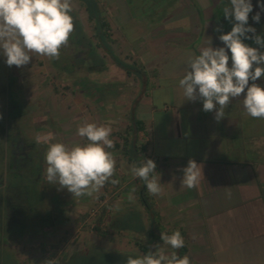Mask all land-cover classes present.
<instances>
[{"label":"crops","instance_id":"crops-1","mask_svg":"<svg viewBox=\"0 0 264 264\" xmlns=\"http://www.w3.org/2000/svg\"><path fill=\"white\" fill-rule=\"evenodd\" d=\"M95 1L107 29L98 31L85 4L72 0L74 31L60 51L68 58L69 50L84 51L85 58L73 64L68 59L72 69L46 58L49 70L61 71L63 88L69 89L56 112L61 136L56 141L86 143L76 127L95 122L110 124L111 139L120 144L110 150L116 159L112 179L119 183H106L89 198L96 202L104 192L113 200L105 199L101 211L112 203H139L140 179L132 176V163L121 152L124 140L134 142L143 151L141 161H155L163 184V195H149L156 219L141 207L143 236L151 244H163L161 232L179 230L191 264H264V119L245 114L242 94L217 122L213 112L203 111L202 101L185 100L178 86L190 55H198L210 39L212 47L224 46L217 31L222 0ZM103 33L102 43L98 34ZM113 72L122 73L121 89ZM97 75H104V93L94 84ZM256 83L264 87V77ZM131 110L139 127L134 125L135 132ZM189 159L201 165L204 175L193 189L181 186V169Z\"/></svg>","mask_w":264,"mask_h":264},{"label":"clouds","instance_id":"clouds-1","mask_svg":"<svg viewBox=\"0 0 264 264\" xmlns=\"http://www.w3.org/2000/svg\"><path fill=\"white\" fill-rule=\"evenodd\" d=\"M259 7L264 11V3H259ZM72 11V0H0V55L7 66L23 67L29 64L33 54L59 59L61 49L68 45L74 31ZM252 11L251 0H229L223 14L233 26L218 37L224 46L214 48L210 39L198 55L189 56L185 74L178 82L185 100L202 101L203 111L213 112L217 122L225 117L233 99L242 94L245 114L264 119V87L256 83L264 77V52L244 43L245 39H253L264 48V37L248 26ZM252 19L258 23L260 12ZM112 131L110 124L84 122L77 127V135L87 142L72 145L55 141L51 132L37 134L36 142L47 144L44 156L47 182L57 185L58 190L67 189L73 198L92 197L106 183L118 184L119 180L112 179L116 171V159L110 151L115 147ZM156 168L153 159L145 158L139 166L133 163L130 167L132 176L144 182L151 196L163 195ZM181 171V186L188 189L197 188L204 177L201 165L194 159H189ZM226 195L231 198L230 191ZM161 240L162 245H154L155 251L136 258L129 256L126 264H191L188 255L181 257L175 251L185 246L179 230L171 234L161 232ZM167 247L173 251L168 252ZM48 264L56 262L49 260Z\"/></svg>","mask_w":264,"mask_h":264},{"label":"flooded vegetation","instance_id":"flooded-vegetation-1","mask_svg":"<svg viewBox=\"0 0 264 264\" xmlns=\"http://www.w3.org/2000/svg\"><path fill=\"white\" fill-rule=\"evenodd\" d=\"M83 53L77 50L71 64L85 58ZM3 83H0V264H48L49 260L57 264L64 258L62 241L71 234V227L80 224V216L65 213L64 189L58 190L57 185L46 180L47 144L36 142V135L42 134L33 129L28 117L32 112L25 92L16 90L15 83ZM10 92H20L22 97ZM44 120L50 126L49 119ZM54 124L59 130L58 120Z\"/></svg>","mask_w":264,"mask_h":264},{"label":"rangeland","instance_id":"rangeland-1","mask_svg":"<svg viewBox=\"0 0 264 264\" xmlns=\"http://www.w3.org/2000/svg\"><path fill=\"white\" fill-rule=\"evenodd\" d=\"M251 2L253 4V11L249 14L251 19L257 12H260V21L257 23L252 19V24L258 29V33L264 37V11L259 7V3H264V0H251ZM220 9L222 10L223 8L220 7ZM226 28L225 25H221L220 33L226 34V30L230 31V27ZM72 52V50H69L67 53L69 58L65 55H60L59 59L56 60L58 64L65 62L72 69L70 62H68V59L70 61L72 58ZM46 58V56L33 54L29 64L18 68L16 66H7L5 58L0 55V83L6 82V85L7 83H15L16 90L20 89L25 92L29 109L32 112V116L30 117L29 115L28 117L31 119L33 129L41 131L42 136L51 132L56 141L58 138L61 139L60 130L56 129V124H54L57 121L56 112L62 106L63 92H69V89L63 88L61 83L63 73L61 71L59 72L53 67L52 70H49L51 67L48 65L49 60H46ZM118 71L119 69H117ZM115 73L113 72L114 83L117 88L121 89L124 85L122 73L114 75ZM94 84L98 86L97 89L100 92L104 93L106 91L104 75L103 77L97 75ZM9 94L12 96L17 95L19 98L22 97L20 92L16 94L10 92ZM69 107L71 108L70 105ZM44 118L49 119L51 122L50 126H47ZM130 125L135 132L134 125L132 123ZM63 195L66 201L64 203L65 213L69 212L70 215H79L80 224H75L74 227H71V234L63 239L64 258L57 264H126L129 256L133 255V258L142 256V253L135 246L136 241L149 247L150 251L156 250L150 239L143 236L146 219L143 216L140 203L123 202L119 205L118 211L116 210V204L114 206L112 203L101 211L107 205L104 202L105 199L108 202L113 201L110 198L107 199L104 192H101L96 198V202L93 198H85L86 196L73 198L67 189L63 190ZM104 214H107V216L104 217ZM94 215H97L95 224L102 235L93 226ZM89 217L90 219H88ZM101 218H104V220H98ZM84 219H87L85 223H83ZM111 221H113V227L110 225ZM114 226L120 229L119 232L114 229ZM67 227L70 226L68 225ZM157 229L160 232L162 227L158 224ZM148 234L150 233L148 232ZM137 235H142L140 240H138ZM152 235L156 234L153 233ZM167 251L171 252L172 249L167 247Z\"/></svg>","mask_w":264,"mask_h":264},{"label":"trees","instance_id":"trees-1","mask_svg":"<svg viewBox=\"0 0 264 264\" xmlns=\"http://www.w3.org/2000/svg\"><path fill=\"white\" fill-rule=\"evenodd\" d=\"M86 7V11L89 15V18L92 20H96L97 21V30L101 32V30H103L104 28L107 29V25L104 22L103 19H101L100 16V12L99 9L97 8V3L95 0H81ZM229 4V0H222V8L226 5ZM220 24L221 25H225V27L229 28L230 27V31L231 28L233 26V23L229 22V20L225 19L224 14L222 15V18L220 19ZM248 26H251L253 28L256 29V26L252 24V19L249 15V20H248ZM226 28V29H227ZM258 29H256V35H260V33H258L257 31ZM226 32H229V30H226ZM264 34V33H263ZM104 35L105 33H103V35L98 34V39L103 43L104 41ZM249 36H252L253 34L249 33ZM262 35V34H261ZM244 43L248 44L251 47H256L259 48V50L261 52H264V48H261L259 45H257L253 39H245ZM99 46V45H98ZM133 110H131L130 113V119H131V123L133 125H136L137 128L138 127V122L134 119L133 117ZM115 150L120 148V144L119 143H115ZM122 154L127 158V160L130 163H136L139 166V163L143 157V151L141 149V147H139L136 143L134 142H128L127 140L123 141L122 143ZM136 195L138 197V202L141 204L142 207H144L146 213L148 214V216L152 219L155 220L156 216L158 215L157 212L154 210V204L151 201L150 197H149V193L147 192L146 189V185L144 184V182L142 180H140V185L136 191ZM101 221V220H100ZM113 227V221H111V224ZM114 229H116L118 232L120 229H118L116 226H114ZM95 230L102 235V233L99 231L98 226H95ZM183 236V235H182ZM135 246H137V248L139 249V251L142 253V255L148 253L150 251L149 247L144 246L143 244H140V242L136 241L135 242ZM177 251V254L179 256H184V254L186 253L187 249L184 246L181 249L175 250ZM133 256V255H131Z\"/></svg>","mask_w":264,"mask_h":264}]
</instances>
